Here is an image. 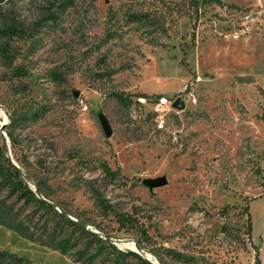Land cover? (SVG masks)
<instances>
[{
  "label": "rangeland",
  "instance_id": "374dc122",
  "mask_svg": "<svg viewBox=\"0 0 264 264\" xmlns=\"http://www.w3.org/2000/svg\"><path fill=\"white\" fill-rule=\"evenodd\" d=\"M7 18L24 74L0 62V167L88 232L0 182V264H264V0H0Z\"/></svg>",
  "mask_w": 264,
  "mask_h": 264
},
{
  "label": "trees",
  "instance_id": "16d2710c",
  "mask_svg": "<svg viewBox=\"0 0 264 264\" xmlns=\"http://www.w3.org/2000/svg\"><path fill=\"white\" fill-rule=\"evenodd\" d=\"M201 0H192L194 2V5H198V2ZM65 6V5H62ZM49 19L55 18V13L51 12ZM132 22H139L141 20V16H131ZM25 30L15 21L13 18H7L5 19L1 26H0V62L5 67V69L11 71L12 74L15 76L24 74V71L19 66L13 65V56L11 53V46H10V40H12L14 37H19L24 35ZM143 97H147L146 94L142 95ZM160 95H157V98ZM113 97L115 100L124 105L129 106L131 101L128 97H123L121 94H113ZM35 118H37V114L33 113L31 115H25L22 117V122L27 121H33ZM262 120L264 122V114L262 116ZM18 121L11 120L10 126H14V123ZM7 136L11 142H13V136L10 131H7ZM5 165L7 169H4L3 167H0V182L10 191L12 195H15L18 199H22L27 203H30L32 205H36L38 207H41L46 210H50L51 212H54L57 216L60 217L66 224L69 226H73L76 229L84 232H88L84 228L80 227L79 225L67 220L65 217H63L60 213H58L52 206L47 204L45 201L38 198L35 193L24 183L23 179L21 178L20 173L8 162L7 159H5ZM104 174V178H106L108 181H112L116 178L115 172L111 171L110 168L104 164L100 163L99 167ZM262 171L264 172V168L262 167ZM95 192V191H94ZM96 204L102 208L105 209V205L102 201H100L99 197L95 198ZM247 219H248V226L246 233L248 237H250L251 234V221H250V215L248 213V205L245 207ZM227 207H224L222 210H226ZM132 219L129 216H121L119 218V223L121 226H126L128 223H132ZM89 236L92 237L94 240L99 243V247L102 248L103 244L107 245L104 240H102L98 235L94 233H89ZM107 246H110L108 244ZM130 255L137 257L141 260L139 255H137L134 252H128ZM3 254L0 253V257H2ZM164 256L169 260V264H205L201 258H195L194 256H188L183 253L177 252L173 249H165ZM143 264H148L144 260L141 261ZM255 264H260V260L258 258V255H256L255 258Z\"/></svg>",
  "mask_w": 264,
  "mask_h": 264
},
{
  "label": "water",
  "instance_id": "95a60500",
  "mask_svg": "<svg viewBox=\"0 0 264 264\" xmlns=\"http://www.w3.org/2000/svg\"><path fill=\"white\" fill-rule=\"evenodd\" d=\"M75 96H78V93H75ZM179 103H180V101L178 99L175 100V102L173 103V107H178ZM98 119H99L100 126H101L105 136L107 138H109L111 136V134H112V131H111V127H110V125L108 123V120L101 113L98 115ZM3 129H4V127H3ZM165 183H166V181H165L164 177H157V178H154V179L149 178V179H144L143 180V184L145 186H147L149 189L163 186Z\"/></svg>",
  "mask_w": 264,
  "mask_h": 264
},
{
  "label": "built area",
  "instance_id": "2783aa9c",
  "mask_svg": "<svg viewBox=\"0 0 264 264\" xmlns=\"http://www.w3.org/2000/svg\"><path fill=\"white\" fill-rule=\"evenodd\" d=\"M167 101H168V99H166V98H160V99H159V103H160V104H166Z\"/></svg>",
  "mask_w": 264,
  "mask_h": 264
},
{
  "label": "crops",
  "instance_id": "0c3cea01",
  "mask_svg": "<svg viewBox=\"0 0 264 264\" xmlns=\"http://www.w3.org/2000/svg\"><path fill=\"white\" fill-rule=\"evenodd\" d=\"M262 167L264 168V156H263V159H262ZM260 198H264V193H263V195H261V197Z\"/></svg>",
  "mask_w": 264,
  "mask_h": 264
}]
</instances>
